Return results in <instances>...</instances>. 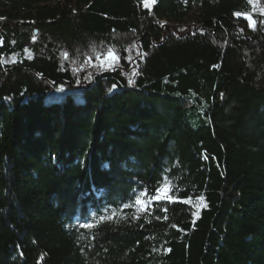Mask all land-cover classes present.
<instances>
[{"label":"trees","instance_id":"trees-1","mask_svg":"<svg viewBox=\"0 0 264 264\" xmlns=\"http://www.w3.org/2000/svg\"><path fill=\"white\" fill-rule=\"evenodd\" d=\"M144 4L0 0V264H264V16Z\"/></svg>","mask_w":264,"mask_h":264},{"label":"snow or ice","instance_id":"snow-or-ice-1","mask_svg":"<svg viewBox=\"0 0 264 264\" xmlns=\"http://www.w3.org/2000/svg\"><path fill=\"white\" fill-rule=\"evenodd\" d=\"M254 23V22H253ZM67 55V54H65ZM115 56L109 52L108 53V57L107 59L104 61V63H107L108 60H115ZM132 81H129V83H131ZM170 181L167 179V178H164V181H163V186L161 185H157L154 189V194L150 197V200H162V199H166V200H169L171 201L173 198L172 196L169 195V192H170ZM148 193L145 192L144 193V196L145 197H148ZM150 200H148L147 202H150ZM200 200V206L202 207H206V204L204 203L203 201V197H200L199 198ZM135 204L140 206L141 208H143L146 204V201L145 200H142L140 199L139 197L136 198L135 200ZM125 207H131V205H125ZM165 211H167V209H165ZM118 215V211L117 210H113L111 215L105 217V216H100L99 217V220L96 221V224H99L105 220H112L113 218H115L116 216ZM96 224H85V225H82L83 227H86V228H94L96 226Z\"/></svg>","mask_w":264,"mask_h":264},{"label":"rangeland","instance_id":"rangeland-1","mask_svg":"<svg viewBox=\"0 0 264 264\" xmlns=\"http://www.w3.org/2000/svg\"><path fill=\"white\" fill-rule=\"evenodd\" d=\"M48 3H54V0H46ZM254 6V9H255V12L264 16V0H250ZM155 4H156V0H145V7L152 10L154 7H155ZM16 62V59L13 57V58H10L6 61L7 64H12V63H15ZM60 93L59 92H56L55 94L53 95H50L49 98L50 99H57L59 98V95L61 94L62 96L63 95H66L68 93V89L67 88H64V87H61L60 88ZM169 195H170V192H169ZM142 200H145L146 201V204L143 208H141L140 206L137 205V208L138 210L140 211H144L146 208H147V200L144 199V198H140ZM164 200V199H162ZM162 200H154V201H162Z\"/></svg>","mask_w":264,"mask_h":264}]
</instances>
